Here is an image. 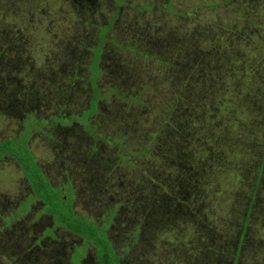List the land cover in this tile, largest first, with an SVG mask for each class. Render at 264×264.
<instances>
[{
	"label": "rangeland",
	"instance_id": "374dc122",
	"mask_svg": "<svg viewBox=\"0 0 264 264\" xmlns=\"http://www.w3.org/2000/svg\"><path fill=\"white\" fill-rule=\"evenodd\" d=\"M77 1L81 8L71 3L69 10L68 0H41L48 9L39 15V7L15 10L25 0H0V139L24 130L29 117L31 151L54 183L67 174L73 179L76 213L101 223L118 203L107 235L120 264H233L243 221L238 196L258 183L236 264H264L257 249L264 243V164L258 173L264 120L256 149L235 137L248 127L234 116L244 102L261 103L264 81L255 94L259 84L248 75L264 72V54L251 61L254 51L247 49L250 63L238 72L246 79L238 82L250 85L233 100L227 92L233 72L219 60L238 38L264 49V39L244 29L264 27V0H122L116 14L118 0ZM114 15L90 133L79 119L91 97L88 60ZM68 117L74 120L63 122ZM121 137L117 157L114 141ZM231 141L257 156L236 158ZM217 144L229 149L216 162L209 155ZM26 189L22 171L1 159L0 264H78L89 241L58 227L41 201L19 208L31 193ZM128 238L132 246L124 249ZM80 264H98L92 245Z\"/></svg>",
	"mask_w": 264,
	"mask_h": 264
},
{
	"label": "trees",
	"instance_id": "16d2710c",
	"mask_svg": "<svg viewBox=\"0 0 264 264\" xmlns=\"http://www.w3.org/2000/svg\"><path fill=\"white\" fill-rule=\"evenodd\" d=\"M68 1L69 2L67 3V7L69 10H71L70 8L71 3L73 5L78 4L79 8H81L82 6V1H77V0H68ZM229 1L230 0H225L223 2H220V5H223ZM252 1L253 0H251V2ZM256 1L258 2V0ZM22 4L23 5L21 6H16L15 10L22 12L25 6H29L31 10L38 9L39 7V10L36 12L37 14L41 15L42 13H44V11H46V9H48L46 6L43 9L40 7L41 0H25V2ZM116 4L117 5L114 9L115 11L114 14H116L117 11L126 3L122 0H118L116 1ZM154 5L158 6L157 3ZM167 7L170 8V2L167 3ZM170 9L171 11H174V9L172 8ZM257 9H259L258 3L254 6V11ZM5 10L6 12H9V13L13 12V10L8 6L5 7ZM76 10H78V8H76ZM25 13H28V12L26 11ZM113 17L107 21V24H105L103 27L100 28L98 44L96 45L95 48H93L92 55L90 59L88 60V66H87L88 70H89V67L91 66L92 72L94 71L91 77L88 76V81L90 80L89 83L91 85L92 91L90 93L91 97L88 101V106L85 110H83V113L81 117H79V119L83 122L86 129L90 133L93 132V129L91 128L89 124L88 118L96 111V102L99 99L103 98V94L100 92L99 87L96 84V79L102 73L101 68H100V61L102 59L103 44H104V41L106 40L104 36L106 32L110 29V27L113 25V22L116 16L114 15ZM257 19L255 18V20ZM244 29L250 32L254 37L258 39H264V27H259L257 29L255 28L256 29L255 30L253 27L249 26ZM10 31L12 30L9 28V32ZM32 32L33 31L29 30V34ZM248 48L254 51L251 61L254 60L256 56H259L260 54H264V49L257 48L254 44L249 45L242 38L236 39L235 41L231 42L230 46H226L221 49V56L219 57L221 64L224 65L225 68H227L228 72H233L232 75L230 76V80H232V82L229 81V83L231 84L229 85V87H227L228 88L227 92L228 94L229 93L231 94L232 100L236 99L241 94V92L246 90L247 89L246 87L250 85L247 83L243 85V84H239L238 82L240 78L246 79V77L242 73L238 75V72H241V69L247 68L248 64L250 63L249 57L247 56ZM256 71H260V70H256ZM248 76H249L248 78L251 79V81H255L259 84L256 88L255 94H261L262 85L264 81V72L256 73L255 71H252V72H249ZM116 92L121 95L124 94L123 91L121 90H116ZM166 92H167V97L170 94H172V91H169L168 88L166 89ZM128 97H131V96L128 95ZM260 105L258 104L257 106H255V104H253L252 102L247 103V104L246 102H244V105H243L244 110L239 111V112H234V116L236 118L247 119L246 124L248 127L246 133L242 135L236 134L235 137L236 138L243 137L242 140H251L250 141L252 143L251 147L256 148V149H259L261 147V142H262L260 138L262 130L260 128L259 121L264 120V110H263L264 109V95L261 98ZM246 108H248L247 110L249 111H245ZM169 114H170V111H167L166 115H169ZM26 118H29V117L26 116ZM231 120H233V118ZM163 121H165V119ZM26 124L27 125L25 127V131L27 133H23L22 137H19L17 139L10 137L0 142V155L9 154L10 156L16 159L19 166L23 170V173L27 179L29 186L36 194V197L39 198L44 203V207L42 211L51 215L53 219L55 220L56 224L64 227L66 230L74 233L75 235L83 238L84 240L89 241V243L95 247L96 256L100 264H120V260H119L120 255L119 253L118 254L116 253L115 247L113 246L109 236L107 235V229L109 228L110 224L112 223L116 215L118 203H115L114 205H109V212L105 213V215L103 216V222L101 223L97 222V220H94L91 217H85L84 215L76 214L73 210L74 209L73 208V197L69 194L67 196H63V194L59 190L51 188L49 181L45 179L40 168L37 166L35 158L32 152L29 150L28 145H27V140H28V135H29L28 130L30 126L29 124H32V123H30L27 120ZM217 124L219 126L222 125V120L219 119L217 121ZM227 125L229 126V123ZM162 127L163 126L161 123V125L159 126V129ZM256 127L258 128V134H259L257 141H255L254 139L252 140V138L256 136V131H255ZM122 141H123L122 137L119 138V140L114 141L116 143L118 142L117 144L115 143L116 150H117L116 152L117 157H121V155H119V151L122 149V147L120 146L121 145L120 142ZM226 143L233 145L232 155L235 156L236 158H240V156H245L246 158H250L252 156H257L258 154V153L247 154L246 152L243 153L240 149V144H238L236 141L235 143L232 141L226 142ZM145 149L146 148H144L143 151ZM228 149L229 147H227L224 144H217L216 150L213 153H211L209 156L214 157L213 159L217 162L219 160H222L223 157H227ZM192 151L193 149L191 150V152ZM261 161H262L261 166L259 165L258 167L259 168L258 173L260 175H261V171H262L263 164H264V155ZM151 182H156L160 184L161 181L160 180L156 181V180L151 179ZM235 182H237V180H235ZM257 186H258V183L256 186L254 183L251 191L247 190L242 195L238 196V198L241 201L239 205H237V207H240V210L243 214V221L241 225V230L235 235V238H234V241L236 243V252H235L233 264H236L238 260L239 251L241 249V246L244 240V234L246 231V226L248 224V219L250 217V214L252 213ZM186 192L188 193V191ZM221 197H225V196L221 195ZM168 202H169V199H162L163 204H168ZM140 223H142V221H139V223L137 224L138 228L134 230L133 240L138 239L137 235H138V231L140 230L139 228L140 226L138 225H140ZM260 224L264 226V221L260 222ZM126 241L127 242L123 246L124 249H128L130 248V246H132V244L130 243L132 242V239L128 238ZM257 249H259L258 251H264V243L260 242ZM262 256H263V263H264V254Z\"/></svg>",
	"mask_w": 264,
	"mask_h": 264
},
{
	"label": "flooded vegetation",
	"instance_id": "af4514ba",
	"mask_svg": "<svg viewBox=\"0 0 264 264\" xmlns=\"http://www.w3.org/2000/svg\"><path fill=\"white\" fill-rule=\"evenodd\" d=\"M92 91V90H91ZM28 119V118H27ZM27 119H23V124L25 125L26 123H27ZM68 120H74V117H68V118H66L63 122H68ZM34 123H39L40 124V122L36 119V118H34ZM33 123V124H34ZM26 126V125H25ZM32 128H30L28 131L30 132V130H31ZM23 133H27L26 131H25V129L23 130V128H22V130L19 132V133H17L16 135H10V136H6L5 138H2V139H0V142L1 141H3V140H6L7 138H14V139H17V138H19V137H22V135H23ZM31 135H32V133H30ZM30 134L28 135V140H27V145H28V148H29V150L31 151V148H30V144H29V140H30ZM32 152V151H31ZM32 154H33V152H32ZM33 156H34V154H33ZM34 158H35V156H34ZM7 160V161H10V162H13L14 163V165H15V167L16 168H18L19 170H21L22 171V173H23V170L21 169V167L19 166V164H18V162L16 161V159L14 158V157H12V156H10L9 154H2V155H0V160ZM35 161H36V159H35ZM36 164H37V166L40 168V170H41V172L43 173V176L45 177V179H47L48 181H49V184H50V186H51V188H54V189H57V190H59L62 194H63V196H67L68 194L67 193H69V195H71L72 197H73V202H74V200H75V190H76V188H75V186H74V184H73V179L67 174L66 176H64V179H63V181H61V182H58V183H54L53 182V180L50 178V177H48V175L46 174V171H45V169L42 167V165L41 164H38V162L36 161ZM23 177H24V182L26 183V185H27V189H26V191H30L31 193L30 194H28V197L26 198V202H23L22 204H21V206L19 207V208H21V207H23L22 208V210H26V209H28L29 208V205H30V201L31 200H35V201H41L39 198H37L36 197V194L34 193V191L31 189V187L29 186V184H28V182H27V179H26V177H25V175H24V173H23ZM42 202V201H41ZM43 207H44V203H43ZM43 207H42V209H43ZM73 208H74V206H73ZM41 209V210H42ZM17 210V209H16ZM22 210L20 211V213L22 212ZM74 210V212L76 213V211H75V208L73 209ZM43 212V211H42ZM44 213H46V212H44ZM47 214V213H46ZM76 214H79V213H76ZM49 215V214H48ZM79 215H83V214H79ZM51 216V215H50ZM85 216V215H84ZM52 217V216H51ZM85 217H87V216H85ZM53 218V217H52ZM54 222H55V220L54 219H52ZM55 224H56V222H55ZM58 227H62V226H60V225H58V224H56ZM62 228H64V227H62ZM65 229V228H64ZM70 232V231H69ZM77 236V235H76ZM79 237V236H78ZM81 238V237H80ZM82 239V238H81ZM83 240V239H82ZM91 245L92 244H90V243H88L87 245H85V243L83 242L82 243V248H83V252L82 251H80L79 250V248H81V247H78L76 250H75V252H74V254L72 255V258L74 257V255H77V251L79 250L81 253H82V255H80V257H79V259H78V264H80V260H81V258L84 256V253H85V251L86 250H88L89 249V247H91ZM93 246V245H92ZM94 247V246H93ZM94 249H95V247H94ZM70 264H73V260L71 259V263Z\"/></svg>",
	"mask_w": 264,
	"mask_h": 264
},
{
	"label": "crops",
	"instance_id": "0c3cea01",
	"mask_svg": "<svg viewBox=\"0 0 264 264\" xmlns=\"http://www.w3.org/2000/svg\"><path fill=\"white\" fill-rule=\"evenodd\" d=\"M95 250V249H94ZM95 258L97 260V263L100 264L99 260L97 259V256H96V251H95Z\"/></svg>",
	"mask_w": 264,
	"mask_h": 264
}]
</instances>
